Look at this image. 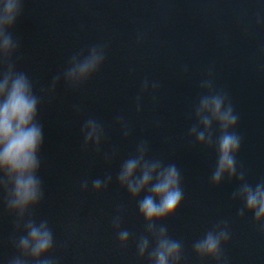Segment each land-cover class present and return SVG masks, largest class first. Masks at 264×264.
<instances>
[{
    "label": "water",
    "instance_id": "water-1",
    "mask_svg": "<svg viewBox=\"0 0 264 264\" xmlns=\"http://www.w3.org/2000/svg\"><path fill=\"white\" fill-rule=\"evenodd\" d=\"M23 5L12 30L20 44L14 61L41 97L44 199L30 211L52 229L54 247L47 256L55 264H148L136 249L146 234L144 219L137 201L116 181L123 161L147 141L150 158L175 163L181 172L183 202L158 224L181 241L182 264H215L196 256L193 244L221 221H228L231 233L222 245L227 264H264V235L251 213L237 215L244 204L232 199L239 182L225 177L213 185L216 148L188 134L204 94L200 81L211 68L216 89L227 92L239 115L238 171L252 185L264 179V0H23ZM93 45H102L106 55L94 76L78 88L61 77L52 95L41 91L74 54H86ZM145 79L160 87L143 94L137 112ZM118 116L130 131L127 138ZM89 118L104 127L99 151L84 147L81 130ZM213 134H219L215 125ZM113 149L116 155L106 162L104 154ZM109 174L112 183L95 192L91 181ZM84 180L87 191L81 190ZM118 209L121 229L131 233L125 246L112 223ZM14 221L0 193V264L18 254L12 238L23 230L16 232Z\"/></svg>",
    "mask_w": 264,
    "mask_h": 264
},
{
    "label": "clouds",
    "instance_id": "clouds-1",
    "mask_svg": "<svg viewBox=\"0 0 264 264\" xmlns=\"http://www.w3.org/2000/svg\"><path fill=\"white\" fill-rule=\"evenodd\" d=\"M24 11L23 0H0V193L4 194L7 211L15 217L16 232L23 234L12 238L18 254L7 264H55L47 254L54 247L52 229L46 219H37L31 209L44 199L42 180L39 176L40 150L44 143V129L38 120L41 97L34 92V84L27 73L17 69L14 61L20 44L13 36V29ZM105 49L102 45L91 46L86 54H74L68 67L52 78L46 89L52 95L61 81L78 88L94 76L105 62ZM188 71L187 67L184 69ZM209 68L208 76L200 81L204 94L194 107V123L188 134L197 144L215 146L217 161L211 174V183L219 186L224 178L229 182H239L232 193L233 200H240L244 207L238 210L241 218L245 212L251 213L258 231L264 235V179L255 185L245 180L243 169L238 171L237 155L242 146V137L236 131L239 115L227 92L217 90ZM160 87L159 82L145 79L137 96V112L141 110L143 94L153 93ZM155 102V101H154ZM79 112L81 106H74ZM122 135L127 138L130 131L123 117H117ZM213 125L218 128V136L213 134ZM84 147L93 145L99 151L105 137L104 127L95 119H87L82 127ZM150 146L141 141L133 155L121 164L116 181L126 189L129 196L137 201L139 215L145 222V235L136 241L137 255L147 257L148 264H182L183 245L169 235L168 227L158 222L176 213L184 199L181 186L182 177L175 163L165 164L162 160L149 157ZM116 150L105 153L104 159L110 162ZM112 183V176L91 181L92 189L99 193ZM88 181L81 183V190H88ZM143 194L142 198L141 195ZM123 209L113 217V226L118 230L121 246L127 245L131 233L121 229ZM231 238L228 221L219 222L193 244V250L201 260L209 259L215 264H227L222 245Z\"/></svg>",
    "mask_w": 264,
    "mask_h": 264
}]
</instances>
